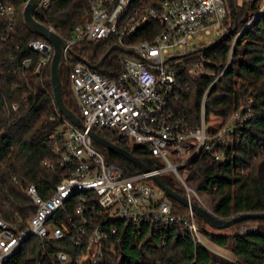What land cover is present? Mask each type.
Listing matches in <instances>:
<instances>
[{
  "label": "built area",
  "instance_id": "built-area-1",
  "mask_svg": "<svg viewBox=\"0 0 264 264\" xmlns=\"http://www.w3.org/2000/svg\"><path fill=\"white\" fill-rule=\"evenodd\" d=\"M49 3L50 0H41L38 7L47 8ZM87 11L74 30L63 37L64 61L71 65L69 77L87 129L75 126L56 106L51 119L61 120V129L52 133L49 140L57 155L55 165L66 172H58L62 178L49 198L43 197L34 185L15 180L29 202L20 206L22 212L11 219H6L2 211V203L8 204L3 191L10 193L0 180V264L17 256L32 237L47 244H74L78 248L74 257L66 251L58 253L63 264L71 260L75 264H105L107 259L116 257L114 239L126 225L142 232L144 228H169L176 223L197 242L205 243L192 209L186 216L175 214L171 203L164 199V192L151 179L152 173L172 171L181 181L185 197L200 202L199 194L179 169L202 152L216 161L229 162L224 148L235 144L237 127H243L250 116L244 111H250L253 98L249 99V108L233 112L231 117L236 118V124L211 129L206 112L210 88L202 97L196 127L171 107V102L181 96L183 78L179 72L186 65L177 67L179 57H169L196 49L198 38L210 34L212 29H221L229 15L228 0H88ZM18 15L15 5L0 0V19L5 22L0 32L1 45L14 40ZM142 31L146 32L145 38L134 40ZM105 39L139 55L122 52L123 70L116 80L103 77L84 62L73 61L68 52V48L82 42ZM27 45L33 53L21 60L15 72L41 78L51 65L54 46L43 38L32 39ZM171 50L184 52L170 55ZM200 64L203 65H197ZM4 107L17 112L20 103L6 102ZM95 128L112 130L117 144L143 147L159 158L161 167L128 174L95 147L89 135ZM5 133L1 125L0 142ZM47 164L55 167L53 162ZM254 229L255 226L243 232Z\"/></svg>",
  "mask_w": 264,
  "mask_h": 264
},
{
  "label": "trees",
  "instance_id": "trees-1",
  "mask_svg": "<svg viewBox=\"0 0 264 264\" xmlns=\"http://www.w3.org/2000/svg\"><path fill=\"white\" fill-rule=\"evenodd\" d=\"M7 1L15 5L19 13L14 40L0 44V126L6 129L0 142V180L3 188L10 193L6 195L3 191L2 196L6 197L8 204L2 203V211L6 219H11L14 214L22 212L20 206L29 202L15 180L34 185L43 197L49 198L62 178L58 172L66 170L55 165L57 155L54 144L49 140L52 133L60 131L62 124L58 118L51 119L56 114V104L50 64L41 78L28 72L25 75L15 72L21 60L33 53L28 42L42 37L24 24L22 11L28 0ZM235 6L230 12L234 25L224 37L215 40L212 43L214 46L205 51L192 52L177 59V67L186 65V68L179 72L183 78L179 90L181 96L171 102V107L178 114L185 115L188 124L196 127L200 121L202 97L210 88L206 100L207 119L210 120L212 115L219 117V125L222 126L236 109L241 108L242 101L253 98L250 111H244L250 115L248 120L235 131V144L224 148L229 162L216 161L209 153L202 152L179 169L188 185L204 197L206 206L224 219L241 213L264 212V12L252 20L261 7V0H246ZM87 10L88 0H50L47 8L38 7L34 12L37 20L53 26L65 37L81 22ZM4 27L5 22L0 19V32ZM145 35L146 32L142 31L133 39L142 40ZM113 45L115 43L110 39L82 42L75 50L97 64ZM121 56L122 52L115 50L99 69L93 71L116 80L123 70ZM35 57L38 58V54ZM72 60L78 62L74 57ZM198 63H203L208 72L199 75L192 73L191 69ZM70 71L71 65L63 66L60 70L62 93L66 105L82 119L70 82ZM26 95L27 99L24 98ZM6 102H19L20 109L11 111L4 107ZM211 129H215V124H211ZM95 130L117 144L112 130ZM93 143L108 161L120 165L128 174L141 172L128 159ZM119 145L142 159L151 170L162 165L159 158L150 155L141 146ZM47 162H53L55 167H49ZM160 177L167 187L186 195L183 187L176 186L173 175L164 173ZM164 199L171 203L175 214H188L189 208L171 196L165 194ZM195 222L201 228L203 240L227 250L232 258L216 255L206 242H197L188 230H182L180 224L173 223L169 228H144L142 232L126 225L120 228L114 239L117 250L115 259L118 260L107 259L105 264H264V219L239 221L224 230L211 227L196 214ZM248 224H256V229L243 232L242 227ZM61 251L74 257L78 248L68 241L47 244L38 237H32L24 243L21 252L5 264H63L58 259ZM67 264L75 262L71 260Z\"/></svg>",
  "mask_w": 264,
  "mask_h": 264
},
{
  "label": "water",
  "instance_id": "water-1",
  "mask_svg": "<svg viewBox=\"0 0 264 264\" xmlns=\"http://www.w3.org/2000/svg\"><path fill=\"white\" fill-rule=\"evenodd\" d=\"M40 1L41 0H28V2L26 3L22 11L24 24L27 27V29L32 30L34 33H36L43 39L49 41L54 46V54H53V57L51 60L52 62L50 65V80H51L53 95L55 97L56 106L58 110L61 111L71 123H73L75 126L81 128L84 131L87 128L83 125L82 119L74 111H72L68 107V105H66L64 94L62 93L63 83H62V78H60V70L63 66L68 65L67 62L64 61V50H65L66 44L63 40V37L56 30L49 27V25L47 26L36 19L34 11L37 9ZM212 46H214V44L202 45L198 49H195L188 53H183L182 55H177V56H171L169 58L175 59V58L190 54L192 52L205 51L208 48H211ZM115 50H119L120 52H124L130 55L135 54L137 57H139V55L135 51H133V49L130 50L120 44H115L100 59L99 63L93 64L90 60L81 56L75 50V48H68V52L75 59L86 63L93 70L99 69V67L104 63L105 59ZM89 135L95 143H98L99 145H102L109 151H112L116 153L117 155L119 154L123 156L125 159H128L132 163L136 164L141 169L142 172H151V169L142 161V159H140L136 155L134 156L129 150H127L123 146L109 141L102 135L100 136V134L96 130H93V129L89 131ZM151 179H153L154 183L161 189V191L164 192V194L171 196L183 206L189 207L190 209H192V211L197 216L202 218L206 223H208L213 228L220 230L224 228H230L239 221L253 220L255 218L264 219V212L241 213L231 219H224L221 217L219 218L207 207L201 206L194 201H190L187 196L185 197L181 195L180 193H178L177 191H174L170 187H167L162 181L160 175L156 173H152ZM253 226L252 227L249 226V228H253Z\"/></svg>",
  "mask_w": 264,
  "mask_h": 264
},
{
  "label": "rangeland",
  "instance_id": "rangeland-1",
  "mask_svg": "<svg viewBox=\"0 0 264 264\" xmlns=\"http://www.w3.org/2000/svg\"><path fill=\"white\" fill-rule=\"evenodd\" d=\"M232 2H230L229 3V15H228V17L225 19V24H223V26H222V28L221 29H212V31H211V33L210 34H208V35H203L201 38H198V40H196V48L199 46L200 47V45L202 46V44H204V45H209V44H212V43H214V41L215 40H218V39H221L222 37H224L230 30H231V28L233 27V23H232V19H231V17H230V12H231V10L232 9H234L233 8V6L236 8V4H235V0H231ZM238 1V3H240V4H243L246 0H237ZM231 3H233L232 5H231ZM232 8V9H231ZM263 12H264V0H261V7H260V9H259V11L255 14V16L252 18V20H254V19H256L257 17H259L260 16V14H263ZM251 20V21H252ZM60 34V33H59ZM182 52H184L183 50H171L170 51V55H172V54H175V53H180V54H182ZM208 72V70H206L204 67H203V65H195L192 69H191V72L192 73H194V74H196V75H199V73H201V72ZM222 73V72H221ZM223 75V73L222 74H220V76H222ZM220 76H218V78L220 77ZM71 82V81H70ZM70 85H71V83H70ZM55 98V97H54ZM250 98H252V97H249L246 101H242L241 102V109H243V108H249L250 106V104H251V102H250ZM253 103V102H252ZM232 116V115H231ZM235 121H236V118H233L232 119V117H230L229 119H228V121L226 122V124L225 125H227V124H236L235 123ZM209 122L210 123H212V124H215V126L217 127V126H221V125H219L220 124V122H221V119L219 118V117H216V116H214V115H212L211 116V118H210V120H209ZM223 126V125H222ZM164 173H166V174H171V175H173V177L175 178V184H176V186L178 187V188H182L183 186H182V183H181V181L179 180V178L176 176H174V173L172 172V171H164V172H161V174H164ZM158 187V186H157ZM157 191H159L158 190V188H157ZM199 205H201V206H204V207H207L208 209H209V207L208 206H206V204H205V202H204V197H201L200 196V202H197ZM189 208V207H188ZM253 225H255L256 226V224H253ZM253 225H251V224H248V225H245V226H243L242 227V230H245L246 228H247V230H251V229H253V228H249V226H253ZM225 229V228H224ZM223 229V230H224ZM220 230H222V229H220ZM205 242L208 244V246L210 247V249H211V251H213V253H215L216 255H218V256H222V257H225V258H227V259H231L232 258V256H231V254L227 251V250H225V249H219V248H217V247H215V246H213L209 241H207V240H205ZM116 257H117V252H116ZM115 257V258H116ZM115 258H112V260L111 261H115V260H118V259H115Z\"/></svg>",
  "mask_w": 264,
  "mask_h": 264
}]
</instances>
